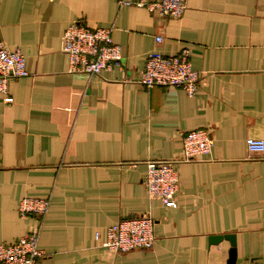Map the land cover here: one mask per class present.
Listing matches in <instances>:
<instances>
[{
    "label": "crops",
    "instance_id": "obj_1",
    "mask_svg": "<svg viewBox=\"0 0 264 264\" xmlns=\"http://www.w3.org/2000/svg\"><path fill=\"white\" fill-rule=\"evenodd\" d=\"M185 4L170 18L120 0H0V42L21 50L27 71L0 92V243L39 225L19 215L22 198H49L39 264H226L229 241H210L224 234L236 264H264V153L245 143L264 139V0ZM72 21L112 26L123 68L67 72ZM153 50L188 51L194 95L138 82ZM197 128L211 151L183 161L182 137ZM150 160L177 170L173 206L148 197ZM140 214L154 220L151 248L97 246L95 231Z\"/></svg>",
    "mask_w": 264,
    "mask_h": 264
},
{
    "label": "built area",
    "instance_id": "obj_2",
    "mask_svg": "<svg viewBox=\"0 0 264 264\" xmlns=\"http://www.w3.org/2000/svg\"><path fill=\"white\" fill-rule=\"evenodd\" d=\"M186 0H120L121 5L134 4L153 15L179 18L186 7ZM113 27L89 28L77 21L70 22L61 37V51L67 57V72L76 75L98 76L106 68H123L120 47L113 42ZM162 38L156 36V42ZM27 75L25 57L19 48H10L0 42V92L6 95L10 77ZM139 83L147 86H175L187 95L195 94L199 76L192 70L188 51L173 56L158 50L151 51L141 71ZM5 101L12 99L8 96ZM249 152L264 153L263 138L245 140ZM213 138L204 128L193 129L182 137L183 161H193L211 151ZM145 186L150 198L159 199L165 206L175 204L178 190V173L169 161H147ZM50 206L49 198L24 197L18 206L22 218L34 216L39 225L18 240L0 243V264H39L43 253L38 247L39 230ZM102 232L95 231L98 247L112 254L133 249L151 248L155 243L154 220L149 214H140L120 219Z\"/></svg>",
    "mask_w": 264,
    "mask_h": 264
},
{
    "label": "water",
    "instance_id": "obj_3",
    "mask_svg": "<svg viewBox=\"0 0 264 264\" xmlns=\"http://www.w3.org/2000/svg\"><path fill=\"white\" fill-rule=\"evenodd\" d=\"M223 239L228 240L230 243V248L228 250V259L226 261V264H236L238 258L236 254L234 234H224V235H217L210 237V241L214 243H218Z\"/></svg>",
    "mask_w": 264,
    "mask_h": 264
}]
</instances>
